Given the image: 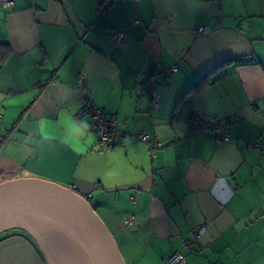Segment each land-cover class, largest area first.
<instances>
[{
  "label": "crops",
  "instance_id": "0c3cea01",
  "mask_svg": "<svg viewBox=\"0 0 264 264\" xmlns=\"http://www.w3.org/2000/svg\"><path fill=\"white\" fill-rule=\"evenodd\" d=\"M112 29L125 33L124 46L108 39ZM156 65L176 70L157 74ZM79 73L116 116L123 136L114 147L98 143L88 116L76 118ZM0 113V183L69 187L126 264H169L174 252L185 264H264V151L248 146L264 135V0L0 4ZM206 116L231 119L228 143L194 132ZM140 132L163 144L153 159L133 137ZM0 264L47 263L15 229L0 239Z\"/></svg>",
  "mask_w": 264,
  "mask_h": 264
},
{
  "label": "water",
  "instance_id": "95a60500",
  "mask_svg": "<svg viewBox=\"0 0 264 264\" xmlns=\"http://www.w3.org/2000/svg\"><path fill=\"white\" fill-rule=\"evenodd\" d=\"M15 229L32 237L47 264H126L89 202L58 183H0V234Z\"/></svg>",
  "mask_w": 264,
  "mask_h": 264
},
{
  "label": "built area",
  "instance_id": "2783aa9c",
  "mask_svg": "<svg viewBox=\"0 0 264 264\" xmlns=\"http://www.w3.org/2000/svg\"><path fill=\"white\" fill-rule=\"evenodd\" d=\"M0 4L2 9L6 10L14 5V0H0ZM209 30V27H201L198 29V33H208ZM108 39L115 44L124 46L126 42V35L122 30L112 29L108 33ZM155 70L157 71V74L166 75L168 72L170 73L176 70V66L174 65L170 68L161 70L158 65H156ZM77 86L83 92L84 103L77 111L76 118L81 119L88 116L92 126L94 127L98 143L107 148L116 146L123 136V133L117 128L116 116L114 114L103 112L90 98L88 88L85 83V76L82 73L77 75ZM145 92L151 95V105L153 107L158 106V98L149 84L146 85ZM231 122L232 121L229 117L222 118L217 116H206L197 120L194 132L198 134H209L213 138L216 147H220L230 141L229 129ZM133 137L144 142L148 146L152 159L154 158L156 150L163 146L161 141L157 138L150 137V135L144 132H140ZM248 146L264 151V135H262L255 143L248 144ZM133 223L134 219L132 216H128L123 220V225L126 227L132 226ZM202 231L203 227H197L191 230V234L194 239H197L202 234ZM184 246L188 251L193 250V240L185 242ZM167 261L169 264H185L186 259L183 254L174 252L169 255Z\"/></svg>",
  "mask_w": 264,
  "mask_h": 264
},
{
  "label": "trees",
  "instance_id": "16d2710c",
  "mask_svg": "<svg viewBox=\"0 0 264 264\" xmlns=\"http://www.w3.org/2000/svg\"><path fill=\"white\" fill-rule=\"evenodd\" d=\"M189 90H191V89H188L186 92H184V93L182 94V96L179 97L178 100L180 101L181 99H183L184 95H185ZM11 232H12V230L0 234V239L3 238V237H5L6 235L10 234Z\"/></svg>",
  "mask_w": 264,
  "mask_h": 264
}]
</instances>
